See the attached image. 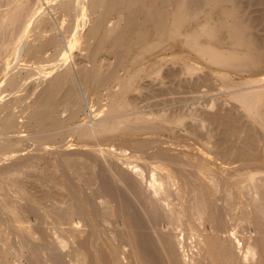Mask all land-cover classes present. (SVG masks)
I'll use <instances>...</instances> for the list:
<instances>
[{
	"label": "rangeland",
	"instance_id": "obj_1",
	"mask_svg": "<svg viewBox=\"0 0 264 264\" xmlns=\"http://www.w3.org/2000/svg\"><path fill=\"white\" fill-rule=\"evenodd\" d=\"M29 1L32 10L43 9L31 28V34H28L29 37H19L18 42H12L7 52H3L5 55L0 56V106L15 102L12 114L18 123L16 129L12 127L14 131L0 125V148L2 145L16 146L15 152L3 154V157L0 155V264H155L154 258L160 262L156 264H264V209L260 207L264 203L256 201L255 185H250L243 178L240 180L238 173L245 170L244 166L235 164L234 167L233 163L221 159L220 154L212 151V145L204 138L206 131L210 127V130L213 129L208 120L217 115L243 117V121L248 122L241 111L243 109L231 96L234 90L223 86L222 71L209 68L191 51L177 49L161 56L165 57V61L160 57L141 65L136 86L128 95L125 92V97L116 83L111 84L109 91H98L101 95L92 87L81 84L78 87L84 101L78 118L65 124L64 130L55 132L61 139L51 137V143L43 147L36 140L41 131L32 130L27 125L31 112L38 110L36 100L46 82L59 71L65 70L62 68L68 67L79 79V72L83 68L81 65L91 67L87 54L95 44L94 40L92 42L86 38L89 37L87 28L80 26L82 23L80 29L72 15L62 17L58 8L64 0ZM242 1L244 4L241 6L248 3L247 7L244 6L246 8L242 7L247 16L253 13L251 16L256 17L261 11L264 14V0L258 1L260 5L257 0ZM100 12L88 15L87 27L97 25L102 18ZM52 25L62 35L61 48H66H62L64 51L61 49V55H58L60 61L63 57V63L54 59L52 51L42 54V59V55L35 54L38 56L35 58L37 61L33 52L28 55V49L19 53L22 40L23 43L33 42L34 37L31 35L41 30L43 36H48ZM262 25L258 29L261 35L264 34ZM78 33L82 36H78ZM173 54L183 57H175L178 60L174 63ZM167 56L173 57L170 59ZM105 57L102 58L105 60ZM168 61L172 63L166 65ZM155 62L157 66L153 65ZM56 63H62L59 71L55 70ZM173 63H180V67ZM186 63L195 65L198 73L193 77L182 72L184 86L173 88L167 73L173 70L178 73ZM163 66L174 69L169 71L170 67ZM159 67L158 71H154ZM164 68L165 72L162 70ZM18 69L22 72L17 75L20 78L18 93L2 97L5 95L1 96V93L7 79L11 74L12 77L16 76ZM160 70L165 73L160 72L161 77ZM121 74L128 75L125 72ZM120 75V79L123 78ZM230 76L239 81L248 78L247 75ZM150 77L152 80L156 78L158 86L153 85L154 80L151 81ZM159 77H164L165 81ZM147 79L151 82H146ZM259 79L264 82V76ZM141 80L144 85L150 84L144 88ZM169 83L172 85L169 86ZM131 96H135V100ZM16 98L19 102L23 100L22 107L18 106ZM125 101L138 105L133 109L134 112L128 113L129 116L132 114V121L133 116L139 115L150 122L134 121L110 136L84 140L80 137L84 130H92L101 122H110L115 110H118L120 115L117 116L121 118ZM60 107L62 120L68 119L73 108ZM123 114L122 118H129L127 113ZM168 115H183L185 126L189 129L197 126L195 129H199L196 131L199 135H189V129L184 125L181 128L161 129L159 124L164 119L162 116L166 119ZM261 148L263 150L264 147ZM263 174L264 171L257 175V182L264 183ZM109 180H114L118 189ZM112 193L114 195H110Z\"/></svg>",
	"mask_w": 264,
	"mask_h": 264
},
{
	"label": "bare ground",
	"instance_id": "obj_2",
	"mask_svg": "<svg viewBox=\"0 0 264 264\" xmlns=\"http://www.w3.org/2000/svg\"><path fill=\"white\" fill-rule=\"evenodd\" d=\"M258 1L259 0H257V2ZM241 2H244V1L242 0L241 1L240 0L239 1L238 0H68V1L64 0L62 1V3L60 4L58 8V10H60L61 14L63 15L62 17L72 15L75 21L78 23V27L82 23L84 25L81 24L80 26L85 27V29L87 28L86 34H88L89 37H86V38L88 39L90 38L92 42L94 40L93 43L95 44V46L92 49V51H90V53L87 54L88 61H89L88 63L91 65V67L88 68L86 66L87 67L86 68L84 67L85 65H81V67L83 66V68L79 72L80 74L79 79H77L75 78L76 76H74L72 72L68 69V67L67 69L66 67L62 68L65 70H61V71L58 70L60 69V66L62 65V63L64 62L63 61L64 59L62 57L63 59V60L61 59L62 63H58V64L56 63L57 65L55 67V70H58L59 72L57 71L58 73L56 72L57 74L53 78L51 77L52 79H49L46 82V85H44L45 86L44 89L42 90L38 99L35 102L38 104L36 106L38 110H35V112H31L30 118H29L30 120L28 119L29 122L27 124L28 128H31L32 130L39 129L41 132L39 133V135H37L36 140L41 144V146L47 147L51 143L50 141L51 137L53 139L56 138L57 140L61 139L59 135L55 133L57 132V130L62 129L65 126V124L69 122L71 123L75 121V119L78 118V114L79 112H81V109L83 108V101H84L82 100L83 98H82L80 89L78 87L79 85L82 84L87 87H92V89H94L98 93V91L104 92L108 90L111 87V84L116 83L115 85L120 86L119 87L121 88L120 90L124 92V93H121V92L120 93L124 95L126 92L128 95V93L133 88H135L136 86L135 81L137 80V77L141 75L140 74L141 73L140 69H142L140 67L141 65L145 64L148 61L156 60L167 53L168 54L172 53L175 50L178 51L177 49H183V51L188 50V52L191 51L193 53L194 57L195 55L199 57L201 59L199 60L203 61L204 64H206L209 68H216V69L218 68L217 70L222 71L221 79L223 81V86L229 90H234V92L232 91L233 93L231 96L233 100L237 102V105L238 104L240 105L239 107L243 109L241 111H243L246 117L248 118V122L245 123L247 121L246 120L247 118H245L246 121H243V117L241 116L242 114L238 115V116H241L242 119H240V117L236 118L235 116H234L235 118H232V117L230 118V115L228 116V118H226L227 116L222 117L218 115L215 117H212L211 119H209L210 121L208 120V123L211 122L213 129L210 130L211 127L210 128L208 127L209 130L206 131V134L203 132L205 134V135L203 134L205 141H207L209 144L212 145V149H213L212 151H215V153L217 152L218 154H220L221 159L223 158L225 159V161L227 160L226 162L233 163L232 164L233 166L235 164H240V165L242 164L244 166L243 168H245V170H243L241 173H238L240 180L241 178H243L242 180H246V182H249L250 185H255V187L254 186L253 187L256 188L257 190V192L254 191L255 192L254 195L256 194L255 196L256 201H263L262 203H264V183H262L260 179L259 180L261 182H257V175L264 171L263 169L264 156L262 154V151H264V148L263 150L261 148V147H264V88H260L258 85V84L263 85L261 83V81L263 82V79H259V77L264 76V34L261 35V32L258 31L259 26L261 24H264V21H263L264 14L262 15L261 13L263 12L261 11V13H259L260 16L256 15L255 17L254 15L253 17L251 16L253 15V13L250 15L251 17L249 15L247 16L246 15L247 12L245 13L244 11L245 9H243L242 7L244 6L247 7L248 3L247 5L241 6V4H244ZM255 3L256 2H253V4ZM2 4L4 7L6 6L4 9L1 8L3 7ZM249 5L251 4L249 3ZM251 6H248V7H251ZM249 9L248 11H250ZM55 10L57 11V9ZM100 10H102V12H100ZM42 11H43L42 8H37L35 11L32 10V8L30 7L29 0H0V56L1 54H4L3 53L4 51L10 48V44L12 42L14 43L16 41L15 43H17L18 42L17 39L19 37H21L22 35H24L25 37L28 34H31V31H32L31 28L35 24V22H37L39 14L42 13ZM97 11H99L100 14H102L101 20L97 23V25L95 24L96 26L87 27L88 15L90 13H95ZM252 12L254 11L252 10ZM59 20L61 19H58V21ZM259 23L261 24L259 25ZM53 25H55V27L57 26L56 24H53ZM55 27L53 26V28H51V32H50L51 34H49L48 36L47 35L43 36L44 34L43 33H42L43 35L41 34L42 30L41 32L38 31L39 32L38 34L35 33L34 35H31L34 37L33 42L31 43L27 41L23 43V40H22L21 42L22 44L19 47L20 48L19 53L21 54L23 50L26 51L28 49V51L30 52V54L28 55H31V52H33L35 56V54L46 55L44 53L52 51L53 52L52 55L54 59L59 60V62H61L60 61L61 57H59L58 55H61L60 52L63 50L62 48H64V50L66 48L65 47L61 48V43L63 42L61 40L62 35L59 33V29ZM261 31L263 32V30ZM43 32L47 33L45 32V30H43ZM85 32L86 31H84V33ZM79 35L80 34L78 33V36ZM44 37H46V39H42ZM41 39L42 41H39ZM38 41H39V44L37 45L36 43ZM35 44L37 46H35ZM58 52L60 54H58ZM33 54H32V57H33ZM37 55L34 57V59L38 57ZM43 55L40 57L41 59ZM104 56H106L105 60L102 58ZM178 56L179 55L175 54L174 58H172L174 63H176L175 62L176 60L183 57V56L182 57L179 56L178 58ZM30 57L31 56H29V58ZM167 57H170L171 59V57L173 56H167ZM175 57H177L178 59ZM40 58H38L39 61H40ZM163 60L160 59V63H162ZM170 62L168 61L166 65L172 63ZM155 64L156 62L153 63V65ZM188 64H191V63H188ZM157 65L158 64H156V66ZM178 65L176 64L175 66H178ZM156 66L154 67L156 68ZM183 66H182L183 68L181 67L182 69L180 68L181 70L179 69V71L177 68L178 73L174 72L173 70L174 67L172 69V67L169 66L170 67L169 68L167 66L169 68V71L173 70L172 72H169V73L166 72L168 74V78L171 79L169 82L173 83V85L171 83L173 88H177V87L181 88L184 86V83L181 79L182 72L185 71L183 75L188 74L190 76H193L196 72L198 73V70L196 71V69L194 68L195 65H191L192 66L191 67L190 65H187L186 63V65H183ZM159 69L160 67L157 68L156 70L154 69L152 70L158 71ZM164 69L162 70L165 72L166 69L165 70ZM122 72H125V75L127 74L128 75L127 76H122L123 74L120 75V73ZM144 72L145 71H143V74ZM160 72L161 70L159 71V74L161 77V73L163 72L161 73ZM14 73L15 72H13V74ZM16 73H17L16 76L12 77V74H11V76L7 79L4 91H2L1 93V96L3 94L5 95L2 97L6 98L15 93H18V90L20 89V82L18 80L20 78L18 79L17 75L18 74L21 75L22 72H20L18 69V72L16 70ZM150 74H152V72ZM232 74L233 75L235 74L237 76L247 75L248 78L241 79L240 81L234 80L230 76ZM119 75L122 76L123 78L120 79ZM165 76L166 75H164V77ZM19 77H22V76H19ZM164 77L160 80H163ZM166 78L167 77H165V79ZM148 80L149 79H147L146 82H149L150 80L151 81L154 80V83H155L156 78L153 80L152 78L149 81ZM142 83L143 82L141 80V84ZM145 84L148 85L150 83L148 84L145 83ZM0 85L2 86V84ZM143 85L144 83L142 84V86ZM146 85H144V88L146 87ZM153 85H156V83ZM171 85L169 83V86ZM156 86H158V84ZM190 90H191V87L189 91ZM131 98H133V96H131ZM133 100H135V96ZM15 101H17V98ZM17 102H18V106L22 107L23 100L20 102L19 101ZM14 103L15 102H12V103L6 102V104L4 103L3 106L1 105L2 107L0 106L1 107L0 108V125H3L4 129L8 128V130H10L12 127L14 128L15 125L18 124V123L16 124L17 121L14 117L15 115L12 114L13 106H16L14 105ZM117 104L115 106H117ZM60 106H63V107L65 106L66 108L67 107L73 108L70 115L68 116L69 118L65 119L66 121L62 120L61 118L62 116L61 108L62 107ZM136 106L138 107V105ZM136 106H134L133 103H128V104L126 103V105L123 106L124 107L123 112L127 113L126 115H128V113L130 114L129 111L134 112L133 109L137 108ZM115 108L116 107H114L113 110H115ZM123 112H122V116L124 115ZM1 114H4V115L1 116ZM118 114H119L118 110L117 111L115 110V113L112 114L114 120L112 119L110 122H106V121L101 122V123L99 122L100 124L94 129L84 130L83 132H81L80 137L84 140L87 138H93V137L96 138V137L103 136V135H109L113 132H114L113 134H115V131L120 130L121 128H124L129 123L131 124L132 122L134 123V121L135 122H141V121L147 122V124L150 122L149 120H147L148 118H144L139 115L136 116L135 118L133 116L134 120L132 121V119L130 118L132 114L130 116L128 115L129 118L127 117L126 119L125 117H123L125 119L120 120L123 118L122 116L121 118L118 117L117 116ZM162 117H164V119H162ZM162 117H160L162 119V123L159 124V127L161 129H169L170 127H177V126L181 128L182 125L185 126L186 124L185 118L183 115H174L171 117L168 115V118L166 116V119H165V116H162ZM156 118L157 117H155V119ZM193 118H197V117H193ZM195 122H197V120ZM191 123H194V122H191ZM185 128H188V127L185 126ZM195 128L193 129L192 126H191V129L188 128L189 135L195 136V134H197L199 129L197 130ZM53 133H55V135L52 136ZM198 135L199 134H197L196 136ZM57 142H60V141H57ZM3 147L4 146L2 145L0 148L1 157L5 156V154L13 152L16 146L14 145L13 147L10 145V147H7V146H5L4 148ZM244 164L246 165V167ZM232 165L231 167H233ZM228 166L230 167V165ZM239 178H237L238 181H239ZM113 181L114 180L112 181L109 180V183L113 185V187L115 186L114 188L118 189L115 184V181L114 182ZM240 184L242 183L240 182ZM244 188H246V186ZM109 189H111V187ZM109 193L111 192L109 191ZM113 193L110 195H114ZM115 194H118V193L116 192ZM115 197L117 198V196ZM262 203H260V205ZM263 205H261L260 207L264 209ZM144 243H146V241ZM147 248H149V246L146 247V249ZM154 259L153 261L155 262V264L160 263L158 261L156 262V260ZM150 263H153V262H150Z\"/></svg>",
	"mask_w": 264,
	"mask_h": 264
}]
</instances>
